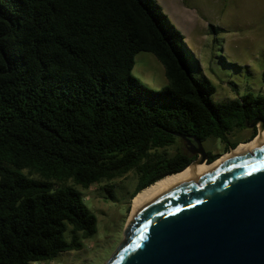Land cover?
<instances>
[{
  "label": "trees",
  "instance_id": "trees-1",
  "mask_svg": "<svg viewBox=\"0 0 264 264\" xmlns=\"http://www.w3.org/2000/svg\"><path fill=\"white\" fill-rule=\"evenodd\" d=\"M184 40L156 0H0V264L81 251L98 219L78 187L136 170L133 200L193 162L156 154L177 134L229 145L212 163L264 121L262 94L215 101ZM139 53L164 66L162 90L132 75Z\"/></svg>",
  "mask_w": 264,
  "mask_h": 264
},
{
  "label": "water",
  "instance_id": "water-1",
  "mask_svg": "<svg viewBox=\"0 0 264 264\" xmlns=\"http://www.w3.org/2000/svg\"><path fill=\"white\" fill-rule=\"evenodd\" d=\"M177 135L197 144L190 165L209 163L201 140ZM125 236L107 264H264V139L151 194Z\"/></svg>",
  "mask_w": 264,
  "mask_h": 264
},
{
  "label": "rangeland",
  "instance_id": "rangeland-1",
  "mask_svg": "<svg viewBox=\"0 0 264 264\" xmlns=\"http://www.w3.org/2000/svg\"><path fill=\"white\" fill-rule=\"evenodd\" d=\"M156 1L185 37V59L194 75L199 80L208 78L215 86V101L230 102L248 93L264 95V0ZM132 75L152 90L160 91L168 85L164 66L151 53L136 55ZM251 133V128L237 130L229 141L244 143ZM203 146L212 154H223L229 145L211 137ZM177 153L186 155L180 138L156 154L172 157ZM138 179V172L133 170L88 190L78 187L98 219V232L85 240L81 251L63 253L43 264L109 263L126 240L131 197Z\"/></svg>",
  "mask_w": 264,
  "mask_h": 264
},
{
  "label": "bare ground",
  "instance_id": "bare-ground-1",
  "mask_svg": "<svg viewBox=\"0 0 264 264\" xmlns=\"http://www.w3.org/2000/svg\"><path fill=\"white\" fill-rule=\"evenodd\" d=\"M264 139V131L261 130L260 126H259V133L256 136L255 139L247 142V143H241L240 145L237 146V148H235L233 151L222 155L220 158H218L215 162L213 163H203V164H192L190 165L188 168H186L184 171L165 177L164 179L156 182L155 184H153L152 186L148 187L147 189L143 190L142 192H140L133 200H132V213L135 210V208L142 202L144 201L147 197H149L151 194L155 193L156 191L178 181L181 180L185 177H188L190 175H193L197 172H200L206 168H209L213 165H216L217 163L225 160L226 158L230 157L231 155L237 153L238 151L253 145L261 140Z\"/></svg>",
  "mask_w": 264,
  "mask_h": 264
},
{
  "label": "flooded vegetation",
  "instance_id": "flooded-vegetation-1",
  "mask_svg": "<svg viewBox=\"0 0 264 264\" xmlns=\"http://www.w3.org/2000/svg\"><path fill=\"white\" fill-rule=\"evenodd\" d=\"M250 127H248V128H246L245 130H248ZM254 129L255 128H251V130H252V133H251V136L253 135V133H254ZM257 132H258V129L256 130ZM180 139H182V138H180ZM183 140V142H184V146H185V150H186V155L188 156V157H190V158H193V161L194 160H196V159H198L199 157H200V155L199 154H196L197 153V144H196V142L194 141V140H191V142L195 145V146H193V145H188V143H187V140H185V139H182ZM206 150V149H205ZM206 152H207V158L209 159L211 156H213L214 154H212V153H210L209 151H207L206 150Z\"/></svg>",
  "mask_w": 264,
  "mask_h": 264
},
{
  "label": "built area",
  "instance_id": "built-area-1",
  "mask_svg": "<svg viewBox=\"0 0 264 264\" xmlns=\"http://www.w3.org/2000/svg\"><path fill=\"white\" fill-rule=\"evenodd\" d=\"M41 264H43V263H41Z\"/></svg>",
  "mask_w": 264,
  "mask_h": 264
}]
</instances>
